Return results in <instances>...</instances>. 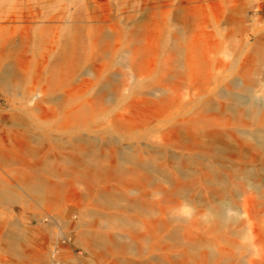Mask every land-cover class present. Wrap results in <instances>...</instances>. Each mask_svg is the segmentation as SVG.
Here are the masks:
<instances>
[{
	"label": "bare ground",
	"instance_id": "obj_1",
	"mask_svg": "<svg viewBox=\"0 0 264 264\" xmlns=\"http://www.w3.org/2000/svg\"><path fill=\"white\" fill-rule=\"evenodd\" d=\"M1 1L18 26L15 59L0 61V264H77L72 245L95 264H264L261 22L238 2L216 24L229 42L203 62L191 0ZM13 113L39 132L18 131ZM16 187L59 209L64 229L43 254L12 230L29 227L16 204L33 211ZM89 200L105 220L73 236ZM33 219L41 236L47 216Z\"/></svg>",
	"mask_w": 264,
	"mask_h": 264
},
{
	"label": "rangeland",
	"instance_id": "obj_2",
	"mask_svg": "<svg viewBox=\"0 0 264 264\" xmlns=\"http://www.w3.org/2000/svg\"><path fill=\"white\" fill-rule=\"evenodd\" d=\"M239 2V8L244 9L247 11L250 15L254 16L256 19H258L261 24L260 27L264 28V13L256 12V0H253L252 6L249 8L248 6V0H191V3L189 5L191 13L193 14V22L194 24V30L191 29L190 37L193 36L196 40V49L195 54L199 56V59L205 62L206 57L212 53L215 49V41L218 42V44L221 45L223 48L226 46V44L229 42L228 39V32L226 31L227 27L222 26V31L218 32L216 28L217 20L222 19L226 16L227 10L230 8H236L237 3ZM104 3V2H103ZM264 9V7H263ZM15 11L13 10L12 6H9V3L7 1H1L0 0V61L1 57L6 58L9 61H12L15 59V53L12 50V48L9 46V39L11 36V33L14 32L16 25L15 23ZM225 28V30H223ZM188 34V35H189ZM260 36V35H259ZM259 36H256L253 34V42L255 39H260ZM194 40V41H195ZM28 50V49H27ZM25 48L20 49V55L28 53ZM259 50V49H258ZM258 50L256 49V75L253 77V85L256 87V90L260 88L258 81L261 78V71L263 70L262 62H264V54L263 56H259ZM30 56V54L28 53ZM6 99L4 98V95L0 91V107L6 106ZM17 113H13V115L16 116V121L22 125L18 131L25 135H31V134H37L39 131L31 125H28L21 117L20 115H16ZM10 122H12V116L10 117L9 113H6L5 116ZM137 123L142 124L140 120H143L140 116H137L135 118ZM14 131V129H13ZM127 142H124L123 145L119 144H111L110 142H105L104 144H100L99 141H93L91 143L92 147L97 148H111L116 147L117 149H122L123 146H126ZM22 164H15L14 168L16 170V176H19V174H22V172L28 173L23 169ZM17 181V179H15ZM52 182H56L55 180H51ZM107 186V184L103 185ZM34 188L27 187L24 189L20 188H14V191L20 195L24 200H26L27 205H29L31 208H33V211H25L21 208L20 205L16 204V219L17 220H25L28 221L29 227L28 228H21L17 227V223L13 226L12 230L16 233L20 234L26 243V251H30V254L38 255L43 254L45 251H47L48 248L53 244L54 241V234L60 233L64 228V226L60 223H55L50 217L51 215H55L56 217L59 215V209H55L54 213H51V215L48 212V206L46 202H43L41 205L36 202L37 199H40L41 197H36L34 194H32V190ZM35 200V201H34ZM101 204L98 201L89 200L86 203H81L80 208L78 211H76V214L72 218L73 221L79 222L80 227L77 228V230H74L71 232V235L76 236L79 235L80 232H85L87 230L92 229V224L97 220H105L107 211L103 208ZM35 213H42L47 216L48 222L45 223L43 229L44 234L40 236L38 234V229L40 228L39 224L36 222L35 219H33V214ZM95 213H98L99 216L96 217ZM121 216V214H120ZM32 222V223H31ZM118 231H123V225L118 222ZM103 231H109L107 229H103ZM69 248V252L74 257H79L80 260L77 261V264H95L92 263L90 260V255L85 252L81 247L77 245L72 246H64ZM13 259V264H21L20 261H18L16 258ZM34 261V260H33ZM82 261V262H81ZM36 263V261L34 262ZM38 263V261H37ZM58 262L55 261V264ZM108 264V263H107Z\"/></svg>",
	"mask_w": 264,
	"mask_h": 264
},
{
	"label": "built area",
	"instance_id": "obj_3",
	"mask_svg": "<svg viewBox=\"0 0 264 264\" xmlns=\"http://www.w3.org/2000/svg\"><path fill=\"white\" fill-rule=\"evenodd\" d=\"M256 12L260 13L263 12L264 13V0H256Z\"/></svg>",
	"mask_w": 264,
	"mask_h": 264
}]
</instances>
